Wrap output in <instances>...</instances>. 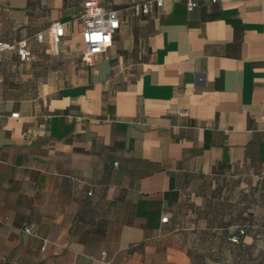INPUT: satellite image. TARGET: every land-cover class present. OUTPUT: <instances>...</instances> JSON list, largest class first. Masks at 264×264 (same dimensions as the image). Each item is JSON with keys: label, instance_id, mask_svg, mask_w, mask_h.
Masks as SVG:
<instances>
[{"label": "crops", "instance_id": "0c3cea01", "mask_svg": "<svg viewBox=\"0 0 264 264\" xmlns=\"http://www.w3.org/2000/svg\"><path fill=\"white\" fill-rule=\"evenodd\" d=\"M85 1L0 0V264H264V0Z\"/></svg>", "mask_w": 264, "mask_h": 264}, {"label": "built area", "instance_id": "2783aa9c", "mask_svg": "<svg viewBox=\"0 0 264 264\" xmlns=\"http://www.w3.org/2000/svg\"><path fill=\"white\" fill-rule=\"evenodd\" d=\"M182 1L185 2L187 10L191 12L199 6L200 0ZM217 1L218 0H211L213 3ZM163 3L164 0H147L132 5L131 10L136 16H143L151 13L155 7H162ZM78 19L83 22L81 37L85 48V57L89 59H93L105 52L107 48L112 45L113 37L121 27V16L119 12L116 10L104 9L97 0H86L79 10ZM64 36V25L60 22H55L51 27L50 37V46L53 54H60L61 43ZM35 38L39 43H42L45 40V33L39 32ZM15 50L22 61H29L31 59L32 53L29 39H23L12 44L0 41V54ZM182 115H187V111L182 112ZM12 116L18 117L19 114L16 113ZM168 221V216L162 217L163 223H167ZM26 231L32 234L29 228H26ZM244 234L245 230H241L239 236L237 235L231 238V241L238 243L240 236Z\"/></svg>", "mask_w": 264, "mask_h": 264}]
</instances>
